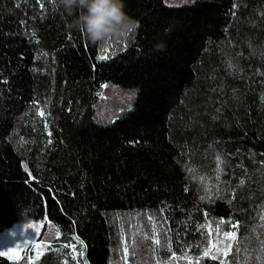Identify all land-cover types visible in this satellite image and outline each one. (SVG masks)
<instances>
[{
  "label": "trees",
  "instance_id": "trees-1",
  "mask_svg": "<svg viewBox=\"0 0 264 264\" xmlns=\"http://www.w3.org/2000/svg\"><path fill=\"white\" fill-rule=\"evenodd\" d=\"M123 2L139 28L110 49L59 0H0V232L47 223L89 264H264V0Z\"/></svg>",
  "mask_w": 264,
  "mask_h": 264
},
{
  "label": "rangeland",
  "instance_id": "rangeland-1",
  "mask_svg": "<svg viewBox=\"0 0 264 264\" xmlns=\"http://www.w3.org/2000/svg\"><path fill=\"white\" fill-rule=\"evenodd\" d=\"M192 0H166L170 5H181ZM110 49L116 46V41L108 45ZM105 104H108L110 111H119L121 114L129 112L133 108V104L137 98V91L133 88H117L110 94L103 95ZM101 111V100L96 102L94 113L91 117L96 119V114ZM44 114V113H43ZM42 225L39 232L30 228L29 225ZM48 232L47 223L43 222H23L17 223L12 227L0 232V253L12 260L19 261L27 257L30 264H49L48 252H59L60 247L45 245L39 238L42 234ZM234 233V232H232ZM80 241H72L67 251H60V255L53 256L60 264H83L87 259L82 253ZM35 245H43L42 249H38ZM29 247H32L29 248ZM31 249V251H29ZM47 254V255H46Z\"/></svg>",
  "mask_w": 264,
  "mask_h": 264
},
{
  "label": "clouds",
  "instance_id": "clouds-1",
  "mask_svg": "<svg viewBox=\"0 0 264 264\" xmlns=\"http://www.w3.org/2000/svg\"><path fill=\"white\" fill-rule=\"evenodd\" d=\"M59 5L69 16L82 12L73 23L93 44L107 46L127 39L139 28V22L125 12L123 0H59Z\"/></svg>",
  "mask_w": 264,
  "mask_h": 264
},
{
  "label": "snow or ice",
  "instance_id": "snow-or-ice-1",
  "mask_svg": "<svg viewBox=\"0 0 264 264\" xmlns=\"http://www.w3.org/2000/svg\"><path fill=\"white\" fill-rule=\"evenodd\" d=\"M125 46H126V45H125ZM105 51H107V50H105ZM101 58H102V59H107L108 57H107V55H104V56H102ZM40 114L43 115V112H41ZM262 218H264V217H262ZM222 222H223V221H222ZM29 227H30V228H33V229H35L37 232H39V230H40V228L42 227V225L31 224V225H29ZM232 227H233V228H238V224H236V225H232ZM153 229L155 230V223H153ZM223 235H224L225 240H232V239H235V233L225 232ZM155 242H156L157 244H159V239H156ZM35 246H36L38 249H42V248H43V245H35ZM169 247H170V245H169ZM213 247L215 248V245H214ZM227 248L230 250V248H231V244H228V245H227ZM125 251H127V249H125ZM215 251H216V253H219V252L221 251V249H219V248H215ZM0 254H7V253H0ZM82 254H83V253H81V255H82ZM227 254H228L227 251H224V252H223V255L226 256ZM204 255H205V256H209V255H211L213 259L216 258V255H214V254L212 253V251H211V250H208V249L205 250ZM173 258L175 259V256H174ZM83 264H89L88 260L85 259L84 262H83ZM222 264H227V261H222Z\"/></svg>",
  "mask_w": 264,
  "mask_h": 264
}]
</instances>
